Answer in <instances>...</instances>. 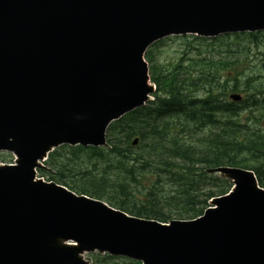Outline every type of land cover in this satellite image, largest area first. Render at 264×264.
<instances>
[{
    "label": "water",
    "instance_id": "1",
    "mask_svg": "<svg viewBox=\"0 0 264 264\" xmlns=\"http://www.w3.org/2000/svg\"><path fill=\"white\" fill-rule=\"evenodd\" d=\"M262 31L264 0H0V152L18 158L0 166V264H90L84 255L95 252L264 264V188L250 170L211 171L233 193L169 225L37 178L55 149L107 147L109 126L146 105L154 43Z\"/></svg>",
    "mask_w": 264,
    "mask_h": 264
},
{
    "label": "trees",
    "instance_id": "2",
    "mask_svg": "<svg viewBox=\"0 0 264 264\" xmlns=\"http://www.w3.org/2000/svg\"><path fill=\"white\" fill-rule=\"evenodd\" d=\"M262 37L221 36L212 50L197 49L169 74L148 50L154 100L109 126V149L59 147L38 176L165 224L200 218L212 199L232 190L231 181L210 170H252L264 188V68L252 59ZM234 94L243 100L231 101ZM89 257L91 264H142L108 254Z\"/></svg>",
    "mask_w": 264,
    "mask_h": 264
},
{
    "label": "rangeland",
    "instance_id": "3",
    "mask_svg": "<svg viewBox=\"0 0 264 264\" xmlns=\"http://www.w3.org/2000/svg\"><path fill=\"white\" fill-rule=\"evenodd\" d=\"M214 39L217 38H204L196 35L170 36L157 42L149 51H152L155 59L154 65L160 71H163V74H169L174 67L183 63L186 58L195 57L197 49H201V51L212 50L213 47L209 45L212 44ZM260 39V47L258 50L253 51L252 59H254L253 63L259 68H264V37ZM148 64L151 68L152 64ZM133 146L136 145L133 144ZM6 157L9 158L11 164L15 163V157L13 158L9 152H0V166L9 164L3 161ZM84 259L88 262L91 260L89 255H84Z\"/></svg>",
    "mask_w": 264,
    "mask_h": 264
}]
</instances>
